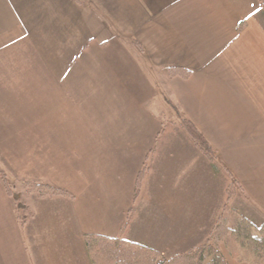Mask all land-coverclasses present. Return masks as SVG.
<instances>
[{"label":"crops","instance_id":"1","mask_svg":"<svg viewBox=\"0 0 264 264\" xmlns=\"http://www.w3.org/2000/svg\"><path fill=\"white\" fill-rule=\"evenodd\" d=\"M262 5L0 0V157L11 178L73 197H31L21 219L0 183V264H87L84 235H118L151 154L130 242L162 256L195 245L229 179L243 198L232 213L264 224ZM170 67L190 75L168 78ZM160 86L216 160L160 139L148 108ZM21 159L31 173L18 172Z\"/></svg>","mask_w":264,"mask_h":264},{"label":"trees","instance_id":"2","mask_svg":"<svg viewBox=\"0 0 264 264\" xmlns=\"http://www.w3.org/2000/svg\"><path fill=\"white\" fill-rule=\"evenodd\" d=\"M262 12L264 14V5H262ZM169 77L179 76L183 79L190 75V71L181 67H170L167 69ZM188 127V133L199 148L206 154L207 159H212L211 151L208 143L198 130L190 124L189 121L183 119L182 126ZM145 163L138 173L136 185L145 173ZM0 180L6 188L10 191L8 184H5V175L0 172ZM32 189L37 191L41 196L50 197L54 195H65V192L51 186L50 184H33ZM137 193V187H136ZM136 193L133 199L136 196ZM228 199V197H227ZM225 209V206L223 207ZM131 211L120 229L118 235L114 238L102 237L98 235H84L85 247L90 257L92 264H228L222 256L218 243L224 236H232L235 243L243 240H249L250 247L239 245L243 260L249 264H264V225L259 228L254 227L246 219L241 218L237 224V229H228L222 216H219L215 224L209 232V236L204 244L193 247L187 252L174 254L169 258H163L157 251L148 247L135 244L125 238V231L129 225ZM133 212V211H132ZM237 230V231H236ZM244 234H237V233ZM247 236H246V233ZM214 235V236H212ZM246 247V248H245ZM241 261L242 259L239 258Z\"/></svg>","mask_w":264,"mask_h":264},{"label":"rangeland","instance_id":"3","mask_svg":"<svg viewBox=\"0 0 264 264\" xmlns=\"http://www.w3.org/2000/svg\"><path fill=\"white\" fill-rule=\"evenodd\" d=\"M156 74H157V72H156ZM160 75L163 76V74H160ZM157 76H158V74H157ZM167 77L168 78H173L174 76L173 77H169L168 74H167ZM148 108H149V111H150L149 113L152 115V118H154L156 123H158V125H159L158 131H159L160 134L158 133V135H160V139H161V137L162 138H166V139L168 137H171L172 140H171V142H169V144L175 145V146H180V145H185V144L191 143L190 144L191 146H195L198 149V151L200 153H202L207 158L206 154L199 148V146L196 144V142L193 141L192 137L189 135L188 127L186 126V123H185L186 127L182 126V120L183 119H185L187 121H189V120L186 119L185 117L180 116V114L177 111L174 103L169 100L166 91L163 90V87L160 86V87H158L156 89V97L153 98L150 103H148ZM18 116H20V115H18ZM190 124H192V123L190 122ZM156 131H157V129H156ZM205 141H206V139H205ZM160 143L161 142H156L154 144L155 150L158 149ZM208 145L212 149L211 153H213L212 154V159L211 160L208 159V160L209 161L216 160L217 159L216 152L214 151V149L211 147V145L209 143H208ZM18 146H20V145H18ZM24 147H25V145H24ZM31 155H32V151L30 150V152L28 151V152L25 153V155L24 154L22 155V159H25L28 162L27 158H30V160H31V158H32ZM22 159L20 161H18V164L21 167L20 169L18 168L19 169L18 172H26L28 174L31 173V171H26V170H30L31 168H34L35 165H32V167H31V165L28 164L26 166L25 162ZM39 161H42V160L40 159ZM152 162H154L153 161V154H151L148 157V159L145 161V166H146L145 169H146V171L142 175V178L137 183V185H136V182H135V187H134V191H133V197H134V195L136 193V187H137V193H136V196H135L134 199L132 197L133 204L128 209V212L130 211V209H132V211H133V212L131 211L132 214H131V217H130V221H132L133 218H134L135 205H136L137 201L141 200V198H142V196H143V194L145 192L146 182L149 180V174H150V171H151V168H152ZM33 163H35L34 160H33ZM4 165H6V164L2 160V158L0 157V172L2 174L4 173L5 178H6L5 184L7 182L8 187L10 189V191H8V193L6 192V194L13 202L15 201L16 206L18 207V214H19L18 217H21V219H24L26 217L25 216V207H26L25 206L26 205L25 201L26 200H30L29 198H31V197H33V199L45 198L44 196H41L37 191L32 189L33 184H35V183L36 184H50L51 186H53L55 188H58V189H60V190L65 192V195H54V196H50L51 198L55 197L56 199H60V200L63 199V198H69V199L73 198L70 193H68L65 190L61 189L56 184H53V183L48 182V181L24 179V177H20L19 175H18V179H16L15 177L13 179V177L11 178L10 175H8V173L6 172V170L8 171V168H5ZM136 179H137V177H136ZM0 183L2 184L1 180H0ZM237 187H238V185L236 184V182H234L232 179L228 180L227 185H226L225 190H224V196L225 197H224V200H223L224 202L221 205V207H222L221 211H219L220 210L219 209L216 213H213L207 219L208 222L211 221L210 222V226L211 227L208 228V231H206L205 234L202 232V233H200L198 235V238L196 240L197 242L195 243V245H193L194 243L192 244L190 242L186 243L176 253L172 254L171 252H168L165 256H162V257L163 258H169L170 256H173L174 254L187 252L188 250L191 249L190 246H189L190 244L193 245L192 248L193 247H197L198 245L204 244L205 241L207 240L208 236H209V232H210L211 228L215 224V220H217L219 216H222L223 219H225V222H226L225 226H227L228 229H237V224H238L239 220L241 218H243V217L239 216L237 213H235V214L232 213L233 207H234V209L236 211H238V209H236V207L239 205V201H241V199H243L241 194H240V191L238 190ZM236 196H238V197H236ZM227 197H228V199H227ZM236 199H239V201L237 202ZM224 206H226L225 209L223 208ZM221 207H219V208H221ZM211 209L212 208H208L206 210L210 211ZM128 212H127V214H128ZM21 215H24V216H21ZM126 217H127V215H126ZM262 225H264V224L254 225V227L259 228ZM121 228H122V226L120 227V229ZM237 234H241L242 235L244 233L241 232V233H237ZM247 234L248 233H246V236H247ZM212 236H214V235H212ZM224 237H226V238L225 239L223 238L222 241H220L218 243V248H219L222 256L224 257L225 261L228 264H236V262L249 264L248 262L243 260L244 257L242 256L241 251H240V247H239L240 244H242L243 247L244 246L250 247L249 240L240 241L239 245H238V243H235L233 241L232 236H228L227 235V236H224ZM239 258H241L242 260L240 261ZM87 260H88L87 264H92V262L90 260V257L88 256V253H87Z\"/></svg>","mask_w":264,"mask_h":264}]
</instances>
